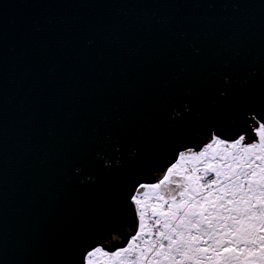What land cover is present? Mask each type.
<instances>
[{"label":"water","instance_id":"obj_1","mask_svg":"<svg viewBox=\"0 0 264 264\" xmlns=\"http://www.w3.org/2000/svg\"><path fill=\"white\" fill-rule=\"evenodd\" d=\"M248 99L264 122V0H0V264L124 247L122 177Z\"/></svg>","mask_w":264,"mask_h":264},{"label":"snow or ice","instance_id":"obj_2","mask_svg":"<svg viewBox=\"0 0 264 264\" xmlns=\"http://www.w3.org/2000/svg\"><path fill=\"white\" fill-rule=\"evenodd\" d=\"M253 132L251 143L213 136L180 153L132 197L138 227L127 245L97 247L87 264H264V122Z\"/></svg>","mask_w":264,"mask_h":264},{"label":"trees","instance_id":"obj_3","mask_svg":"<svg viewBox=\"0 0 264 264\" xmlns=\"http://www.w3.org/2000/svg\"><path fill=\"white\" fill-rule=\"evenodd\" d=\"M250 105H252L253 109L255 108L253 100L250 99L236 103L237 110L241 111V115L239 117H234L231 115V113L228 112V114L231 116L230 119L232 120V131L222 135L223 138L220 136V139L226 141L235 140L240 134V128H249L250 118L248 117V113H250ZM254 112L257 118H259L260 120L263 119L258 111L254 109ZM185 127L186 133L183 134L184 136L181 143L174 148V152L167 159H164L162 162L157 164L158 172H165L166 169L173 162H175L181 152H184V150L188 149L190 146L200 145L211 132L216 136L218 135L217 129L215 127L197 123L195 120L186 122ZM122 181H124L130 187V191L128 194H126L122 201L117 203V208L119 210H130V224L136 226V210L132 202V197L134 196L139 185L143 184L144 182H149L150 180L148 178L144 179L138 172L130 171L122 177ZM123 240L124 242H127L129 240V236H124ZM105 243L111 245V247H104ZM97 247H100L109 253L115 251L116 249H119L117 243H112L109 239L106 240L105 238H97L89 246L78 247V249L76 250L80 258L78 260V264H85L87 253Z\"/></svg>","mask_w":264,"mask_h":264},{"label":"flooded vegetation","instance_id":"obj_4","mask_svg":"<svg viewBox=\"0 0 264 264\" xmlns=\"http://www.w3.org/2000/svg\"><path fill=\"white\" fill-rule=\"evenodd\" d=\"M249 111H250V113H248V117L250 118V124H249V128H240V134L238 135V136H240L241 134H243V135H245L246 136V138L247 139H253L254 138V132H253V128L256 126V125H258L259 126V123H261L262 122V120H260L259 118H257L256 116H255V112H254V109H253V107H250L249 108ZM213 136H216L214 133H210L205 139H204V141L202 142V143H204L208 138H212ZM216 137H218V136H216ZM219 138V137H218ZM201 143V144H202ZM201 144L200 145H198V146H201ZM197 146L196 145H194V146H190L188 149H186V150H189V149H193V148H196Z\"/></svg>","mask_w":264,"mask_h":264},{"label":"rangeland","instance_id":"obj_5","mask_svg":"<svg viewBox=\"0 0 264 264\" xmlns=\"http://www.w3.org/2000/svg\"><path fill=\"white\" fill-rule=\"evenodd\" d=\"M255 127H258V125H256ZM253 135H254V138H253V139H247V138H246L245 143H251V142H253L254 140H258V138L255 136V134H253ZM215 137H216V136H215ZM211 139H212V138H211ZM211 139H210V140H211ZM210 140H208L206 143H202L201 146H197L196 148H193V149H191V150H193V151H197V152L200 151V150L203 148L204 145H206L207 143L210 142ZM221 140H223V139H221ZM224 141H226V140H224ZM231 141H234V140H231ZM231 141H228V142H231ZM181 153H182V152H181ZM178 157H179V155H178ZM178 157H177V159H178ZM177 159L175 160V162L177 161ZM175 162H173V163H175ZM173 163H172V164H173ZM172 164H171V165H172ZM171 165H170V166H171ZM170 166H169V167H170ZM166 170H167V169H166ZM165 172H166V171H165ZM165 172L163 173V175L165 174ZM163 175L161 176L160 179L163 178ZM160 179L156 180V183H157ZM148 184H154V183H143V184H141V185H148ZM139 186H140V185H139ZM139 186L137 187V189L139 188ZM143 191H144V190L141 189V190H140V193L142 194ZM134 195H138L137 190H136V192H135ZM141 198H143L142 195H141ZM132 202H133V200H132ZM133 204H134V203H133ZM134 206H135V205H134ZM135 210H136V206H135ZM136 213H137V210H136ZM137 223H138V219H137ZM137 227H138V224H137ZM127 242H128V241H127ZM127 242H126V243H127ZM126 245H127V244H126ZM126 245H125V246H126ZM125 246H124V247H125ZM116 250H118V249H116ZM116 250H115V251H116ZM87 254H88V253H87ZM95 259H96L97 264H103V258L97 257V258H95ZM85 264H87V255H86V262H85Z\"/></svg>","mask_w":264,"mask_h":264},{"label":"bare ground","instance_id":"obj_6","mask_svg":"<svg viewBox=\"0 0 264 264\" xmlns=\"http://www.w3.org/2000/svg\"><path fill=\"white\" fill-rule=\"evenodd\" d=\"M185 152V151H184ZM153 183H156V181H154ZM136 219H138V215H137V213H136ZM138 224V223H137ZM137 224H136V230H137ZM136 232V231H135ZM135 234V233H134ZM131 237V236H130ZM130 237H129V239H130Z\"/></svg>","mask_w":264,"mask_h":264}]
</instances>
